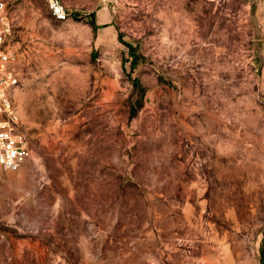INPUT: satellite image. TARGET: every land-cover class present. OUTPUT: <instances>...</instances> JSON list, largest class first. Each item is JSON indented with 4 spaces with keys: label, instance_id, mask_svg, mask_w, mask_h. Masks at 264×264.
<instances>
[{
    "label": "rangeland",
    "instance_id": "obj_1",
    "mask_svg": "<svg viewBox=\"0 0 264 264\" xmlns=\"http://www.w3.org/2000/svg\"><path fill=\"white\" fill-rule=\"evenodd\" d=\"M0 1L32 149L0 264H264V0Z\"/></svg>",
    "mask_w": 264,
    "mask_h": 264
},
{
    "label": "built area",
    "instance_id": "obj_2",
    "mask_svg": "<svg viewBox=\"0 0 264 264\" xmlns=\"http://www.w3.org/2000/svg\"><path fill=\"white\" fill-rule=\"evenodd\" d=\"M52 16L61 22L70 14L61 0H47ZM14 20L10 5L0 1V171L18 172L32 156L17 105L21 88L12 49Z\"/></svg>",
    "mask_w": 264,
    "mask_h": 264
}]
</instances>
